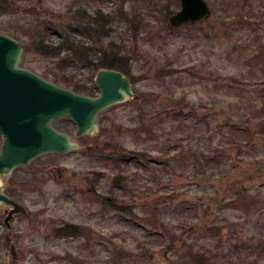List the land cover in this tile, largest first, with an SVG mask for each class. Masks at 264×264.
I'll list each match as a JSON object with an SVG mask.
<instances>
[{
    "label": "rangeland",
    "instance_id": "374dc122",
    "mask_svg": "<svg viewBox=\"0 0 264 264\" xmlns=\"http://www.w3.org/2000/svg\"><path fill=\"white\" fill-rule=\"evenodd\" d=\"M206 2L208 18L176 28L172 0H12L0 10L21 67L75 91L94 85L99 57H118L135 92L98 115L94 135L54 120L78 148L0 176L26 209L7 228L0 206V264H264V0ZM72 4L113 17L101 44L88 38L85 62L65 67V50L44 56L24 34L61 24ZM113 195L117 208L101 199ZM66 223L83 232L56 235Z\"/></svg>",
    "mask_w": 264,
    "mask_h": 264
},
{
    "label": "water",
    "instance_id": "95a60500",
    "mask_svg": "<svg viewBox=\"0 0 264 264\" xmlns=\"http://www.w3.org/2000/svg\"><path fill=\"white\" fill-rule=\"evenodd\" d=\"M179 9L168 16L171 27L200 21L210 15L206 0H179ZM22 44L0 33V176L9 177L18 166L48 153L65 154L78 144L52 122L68 117L74 136L94 135L99 131L98 115L110 106L129 101L135 92L130 79L120 70L100 68L93 83L96 96L77 93L19 65ZM7 205L3 219L9 221L26 209L0 187V206Z\"/></svg>",
    "mask_w": 264,
    "mask_h": 264
},
{
    "label": "trees",
    "instance_id": "16d2710c",
    "mask_svg": "<svg viewBox=\"0 0 264 264\" xmlns=\"http://www.w3.org/2000/svg\"><path fill=\"white\" fill-rule=\"evenodd\" d=\"M175 5H179V0H172ZM169 4V1H167ZM12 7V0H0V10ZM86 8L78 5H69L67 8V16L64 17V22L59 25H51L52 23L46 21L42 23L41 27L37 31V34L34 36L29 32H25V38L27 39L28 43L34 47L36 51L41 53L44 56H51V57H60L62 50H65L67 56L63 58L62 61L59 62V66L61 65H71V57L76 58L81 62H85L83 57V50L88 49L89 46L88 38L92 39V43H99L101 44L103 37H107L109 35V28L106 26L108 21L112 19V15L109 13H104L100 8H97L91 13L86 12ZM65 14V15H66ZM120 17L124 15L122 11H118ZM117 15V11L114 13ZM118 16V15H117ZM60 17V18H62ZM166 19V17H165ZM195 23V22H191ZM188 23V24H191ZM170 28V27H169ZM53 33L57 34L59 39L58 44L51 45L48 43V38L53 35ZM81 35V38L76 37L75 35ZM109 45H113L112 43ZM28 48V47H27ZM29 49V48H28ZM125 59H121L118 57H99L98 62H96L95 68L96 70L100 68H115L122 72H127V68L125 65ZM135 77H131V80L134 82ZM58 80V79H57ZM60 82L64 83L65 85H70V82L66 80H59ZM76 92L84 93L89 96H95L96 87L93 84L85 85V87L74 86L73 87ZM66 122L69 121L68 118H62ZM70 122V121H69ZM67 124V123H66ZM67 126V125H66ZM60 127V126H59ZM61 129L64 128L65 131L67 127H60ZM127 156V155H126ZM126 156L121 155L122 162L124 163L126 160ZM132 157V155L127 156ZM108 159L110 157L108 156ZM118 167L120 166L117 164ZM122 170L119 169V174H121ZM119 177V176H118ZM115 188V187H114ZM112 189V192L116 190ZM7 192L11 196H15L14 190L7 189ZM103 201L109 203V205L113 208L118 207V202L116 201V196H106L101 198ZM121 206L124 208L121 204ZM82 229L79 225L69 224L66 223L62 226H59L55 229L56 235L59 236H74L80 235L82 233Z\"/></svg>",
    "mask_w": 264,
    "mask_h": 264
}]
</instances>
